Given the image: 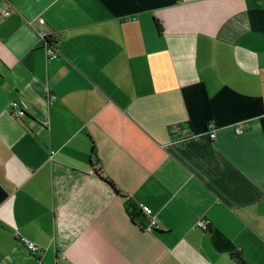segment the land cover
<instances>
[{"label": "crops", "instance_id": "obj_1", "mask_svg": "<svg viewBox=\"0 0 264 264\" xmlns=\"http://www.w3.org/2000/svg\"><path fill=\"white\" fill-rule=\"evenodd\" d=\"M236 250L264 264V0H0V264Z\"/></svg>", "mask_w": 264, "mask_h": 264}, {"label": "built area", "instance_id": "obj_2", "mask_svg": "<svg viewBox=\"0 0 264 264\" xmlns=\"http://www.w3.org/2000/svg\"><path fill=\"white\" fill-rule=\"evenodd\" d=\"M9 13V10L8 9H3L2 10V14L3 15H7ZM39 22H43V18H39ZM57 40H53L51 44L47 45V54H48V57L49 58H55L57 55H58V51H57ZM54 98V94L53 93H48L47 95V102L48 103H51V101L53 100ZM9 111L10 113L15 116L16 118L22 120L23 118V115L25 114V109L24 107L22 106V104L16 100H12L10 101L9 103ZM40 122L41 124L43 125H47L48 124V118L47 116H42V118L40 119ZM235 130L236 132H241V129L240 127H235ZM180 132H182L183 136L188 132L187 128L185 129H182ZM207 133L209 135V137L211 138H214L215 137V131L213 130V125L212 124H209L208 127H207ZM142 210H143V213L144 214H147L148 216V219H147V222H145L144 224H141V227L144 229V230H147V231H152L156 228H158V221H157V218L154 216V215H150L147 213V209L146 208H143L142 207ZM196 225L201 227L202 229L206 230L208 229V226H209V223L206 219H199L197 220L196 222ZM25 247L33 254H37V253H41L42 252V248L30 241V240H27V239H22Z\"/></svg>", "mask_w": 264, "mask_h": 264}, {"label": "trees", "instance_id": "obj_3", "mask_svg": "<svg viewBox=\"0 0 264 264\" xmlns=\"http://www.w3.org/2000/svg\"><path fill=\"white\" fill-rule=\"evenodd\" d=\"M55 39H51L49 37L46 38V43L47 45L51 44L52 41ZM108 183L111 185V187H113L115 190H117L114 187V184L111 181H108ZM128 211H129V215L131 217V219H133L138 213H140L137 208H135V206L132 203H129L128 206ZM231 255L233 256L234 260L238 263V264H247L246 261L243 259V257L241 256V252L239 250H236L234 252L231 253Z\"/></svg>", "mask_w": 264, "mask_h": 264}]
</instances>
